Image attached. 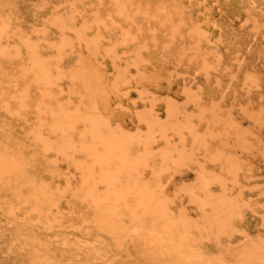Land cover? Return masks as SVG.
Wrapping results in <instances>:
<instances>
[{
	"label": "bare ground",
	"instance_id": "6f19581e",
	"mask_svg": "<svg viewBox=\"0 0 264 264\" xmlns=\"http://www.w3.org/2000/svg\"><path fill=\"white\" fill-rule=\"evenodd\" d=\"M106 4L104 13L55 40L0 16V129L18 125L44 167L46 161L61 173L49 183L46 205L37 203L41 190L28 185L22 203L15 199L23 178L41 186L51 173L24 165L19 187L0 199V239L10 238L0 244L22 247L17 260L33 244L26 259L36 264H94L100 252L113 256L110 264L151 252L169 253L178 264H264L263 229L251 237L241 225L255 189L253 160L264 156L257 68L264 59V0H197L189 11L177 0ZM106 29L118 34L104 37ZM6 36L14 44L4 45ZM148 40L161 42L163 48L156 46L193 76L180 100L166 99L163 113L135 102L125 106L124 121H115L112 109L106 116L95 102L85 113L57 94L68 82L65 58L83 46L111 66L117 89L148 99L118 51ZM240 234L245 237L235 241Z\"/></svg>",
	"mask_w": 264,
	"mask_h": 264
},
{
	"label": "rangeland",
	"instance_id": "374dc122",
	"mask_svg": "<svg viewBox=\"0 0 264 264\" xmlns=\"http://www.w3.org/2000/svg\"><path fill=\"white\" fill-rule=\"evenodd\" d=\"M177 1L180 3L178 6H183L185 11H189L197 0ZM106 6V0H102L100 4L96 0H0V16L5 20L11 19L13 27L21 26L32 30L36 35L45 33L48 37L47 40H55L61 36V33H69L71 27L80 28L86 22L91 21L95 13H104ZM178 12L180 13L179 9ZM57 25L64 27L65 31ZM117 31L116 29H106L102 30V33L104 37L105 35L107 37L115 35L116 37ZM226 32L227 35L230 34L229 30ZM8 33L9 31H7V36ZM88 34L91 38H94L97 30L91 29ZM7 36L4 45L8 42L14 44V40L11 38L8 40ZM140 42H144L145 45L140 44ZM140 42H138V49L134 45H129V48L121 47L118 48V51L122 64L127 61L130 62L129 68L134 82L142 90H148V99L145 100L146 97L139 99L136 92L128 93L123 88L117 89L111 66L107 65L101 57L98 58L90 53L83 46L77 47L74 53L65 58L68 82L65 84L64 89H58L57 94H61L65 101L70 99L71 106L75 103L81 104L85 113L89 110V106L95 102L103 111H106V116L110 115L108 112L112 109L115 113L113 114L115 121H124V118L127 117L126 112H129L128 109H125V106H134L135 102L140 106L154 105L160 113H163L166 99L177 98L180 100L185 89L191 86L193 76L186 68H182L183 66L174 57L161 49L163 47L158 40H148V43L146 41ZM17 55H25V48L22 44L18 45ZM260 61V63H257V68L258 75L261 78L260 90L264 93V59ZM194 74L198 75V72L194 71ZM242 123L244 128L248 126L247 122L243 121ZM16 127L18 125L4 123L3 128L0 129V132H2V135H0V199H8L13 189L19 187L17 180V176L20 175L19 172L23 170L24 165L28 167L32 164L34 168L51 172L44 178V180L49 179L46 181L47 183H44V185L42 183L40 186L38 179L24 177L21 182L23 192L21 191V193L18 190L16 192L18 198L15 200L22 203L26 202L25 195L28 197L29 195L24 193V186L28 185L33 193L41 190L40 199L37 203L46 205L49 198L53 196L49 183L51 180H58L61 173L58 167L59 173L53 168L50 170L46 168V161L44 167L43 161H40V157L37 155L38 153L33 151V146L39 151L38 147L36 145L32 146L29 137L24 133L22 134ZM228 142L231 147L235 144V131L230 133ZM252 179L255 189L248 193L249 209L247 210V207L244 210L245 214L241 219L243 229H247L251 237L258 235L260 229L264 231V228H261L262 214L264 213V156H259L253 160ZM4 224L5 220L0 217V232L4 228ZM8 234L13 233L11 231ZM59 235L64 237L62 232H59ZM242 237L245 236L243 234L236 236L235 241H241ZM1 239L10 240L7 236H2ZM207 244L208 250L212 251L214 249L213 245ZM24 246V255L17 260V251L22 247L8 249L6 244H0V264H36L30 258L26 259L27 252L31 250L30 246H33L32 252L36 247L33 244L27 245V247ZM96 249L97 247L91 248L92 251ZM98 250H103V248H98ZM105 250L111 251V249ZM112 258L111 254L100 252L94 258V264H110L113 262ZM130 260V264L133 261L135 264H178L174 257L163 252H151L150 256L137 254ZM70 261L72 260L70 259ZM49 262L47 261L46 264ZM70 263L76 264L75 262Z\"/></svg>",
	"mask_w": 264,
	"mask_h": 264
}]
</instances>
